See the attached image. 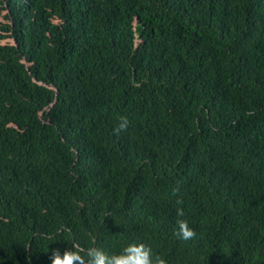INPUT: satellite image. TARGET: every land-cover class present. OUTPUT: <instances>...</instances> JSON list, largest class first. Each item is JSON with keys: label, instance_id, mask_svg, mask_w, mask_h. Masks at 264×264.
I'll use <instances>...</instances> for the list:
<instances>
[{"label": "trees", "instance_id": "obj_1", "mask_svg": "<svg viewBox=\"0 0 264 264\" xmlns=\"http://www.w3.org/2000/svg\"><path fill=\"white\" fill-rule=\"evenodd\" d=\"M133 242L264 264V0H0V264Z\"/></svg>", "mask_w": 264, "mask_h": 264}, {"label": "clouds", "instance_id": "obj_2", "mask_svg": "<svg viewBox=\"0 0 264 264\" xmlns=\"http://www.w3.org/2000/svg\"><path fill=\"white\" fill-rule=\"evenodd\" d=\"M129 118L121 116L118 124L119 130H126L129 126ZM176 233L180 238L190 239L196 235L189 221L184 217V209H176ZM82 252L84 254H82ZM50 264H168L167 260L153 256L150 245L143 242L127 244L122 251L109 255L100 247H89L85 251L82 246L73 245L71 249L61 252L53 249L50 256Z\"/></svg>", "mask_w": 264, "mask_h": 264}]
</instances>
